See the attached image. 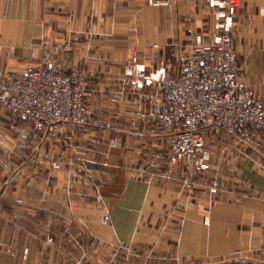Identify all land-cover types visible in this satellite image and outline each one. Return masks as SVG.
I'll return each instance as SVG.
<instances>
[{"label":"crops","instance_id":"obj_1","mask_svg":"<svg viewBox=\"0 0 264 264\" xmlns=\"http://www.w3.org/2000/svg\"><path fill=\"white\" fill-rule=\"evenodd\" d=\"M204 7L195 0H159L154 6L145 0H0V215L6 200L23 205L29 223L20 230L31 240L24 252L21 245L9 259L0 257V264H264L260 151L237 162L248 194L217 200L182 180L162 178L159 162H150L154 171H148L145 160L148 154L155 158L168 138L157 121L164 106L160 89L141 84L113 91L136 46L149 74L166 69L176 75L179 67L161 64L158 48L178 38L180 23L197 31L208 14ZM130 10L141 27L136 37L113 31L130 21ZM65 25L73 28L68 34ZM233 33L237 70L264 101V0H240ZM114 39L142 42L120 45L123 58L116 61ZM53 41L64 48L59 64H72L87 77L93 112L86 125L65 126L48 137L19 121L1 93L26 68L48 64ZM222 132L227 143L232 136ZM256 136V145L264 147V130ZM25 141L39 149L40 159H27L29 175L16 178L12 165L17 168L19 157L31 155ZM35 169L43 177L34 176ZM33 225L41 226L40 239L29 232ZM9 226L18 231L17 224Z\"/></svg>","mask_w":264,"mask_h":264},{"label":"built area","instance_id":"obj_2","mask_svg":"<svg viewBox=\"0 0 264 264\" xmlns=\"http://www.w3.org/2000/svg\"><path fill=\"white\" fill-rule=\"evenodd\" d=\"M205 1L212 8V30L194 36L176 75L166 69L147 75L137 56L126 70V85L156 84L162 90L164 106L157 121L169 137L168 164L188 176L211 169L204 129L216 127L244 140L264 130V101L237 70L233 28L240 0ZM1 99L19 121L48 137L66 125L85 124L90 114L82 78L45 64L12 77Z\"/></svg>","mask_w":264,"mask_h":264},{"label":"rangeland","instance_id":"obj_3","mask_svg":"<svg viewBox=\"0 0 264 264\" xmlns=\"http://www.w3.org/2000/svg\"><path fill=\"white\" fill-rule=\"evenodd\" d=\"M195 1H201L205 4L206 7H210L208 2H206L205 0H195ZM156 2H159V0H145V3L147 6H154V3ZM163 4H167V3H163ZM206 7L203 8V12L205 13L207 11L208 14H206V18H203L201 22L203 24L200 23V27L197 28V31L193 32L190 29L188 30L187 24L180 23L178 24L177 28H179V31L181 32V34L178 36L177 39L161 41L162 42L160 45L161 48H158V50L160 51V57H162L161 64L164 62L165 65L169 64L173 67L175 66L179 67L182 63V59L190 52V50L192 49L194 45V36L200 35V34L203 35L206 33L208 34L211 32L212 25L210 24V21H211L210 18H212V23H213V17L211 16L212 12L210 13L209 9L207 10ZM210 9L212 10L211 7ZM183 10L185 11V9ZM204 13L203 15L205 16ZM134 19L135 18L133 16L132 10H130V19H129L130 21L127 24L122 26L124 28L122 27L117 28V26H115V30L113 29V31H117V29H120V30H124L125 32L129 31L130 36L135 35L136 37L137 34L141 35L142 33L141 27L137 24V22ZM204 22H206V25L204 24ZM65 26H66V31L68 34V31L72 30L73 28L71 25H65ZM51 33H52L51 35H53L55 32H51ZM55 34L58 35V33H55ZM83 42H86V41H83ZM96 42L91 43L90 46H92L93 48L97 47L98 44ZM111 42H114L117 45L115 48L116 50H112L113 51L112 54L115 57V60L119 61L121 60V58H123L121 57V52L117 51L118 49L122 48L120 45H124V48H125L128 42L129 43L131 42L137 45V43H134V42H139V44H141L142 40L135 39V41H129V39L128 40H125V39L115 40L114 39ZM66 43L68 42L66 41ZM63 49H64L63 47L62 48L58 47L57 41H53V45L50 46V48H48L47 50V57L50 59V62L45 65L52 66L54 68L59 69L62 72H67L69 74L76 75L82 78L84 89H85V96H86L87 103L89 105V112H90L87 122L83 125H79V126H84L89 122L90 115L93 112V102L88 96L89 82L86 76L80 73H76L74 71L72 64H67L66 66H61L59 64V58L64 56ZM137 50H138L137 46L134 48H131V52L133 53L131 59L126 62L123 61L122 63L123 66L121 67V70H120L121 72L119 74L120 79H118L119 78L118 75L115 76L116 79L120 81V85L116 86L113 89L114 92H120V93L124 92L125 93L126 91L129 90V88L130 89L132 88L125 84L126 83L125 82L126 81V70H127V67H129L133 63V58L135 56L138 57V62L140 63ZM69 53H72V52H69ZM140 65L145 66L146 74L148 75L149 73H148L146 65L142 63H140ZM160 91L162 94L161 89ZM117 108H118V105H117ZM66 126H72V125H66ZM223 137H224V133L220 129H217V128H213V129L210 128L205 132L204 138L206 141L208 152L210 153V156H211V159H210L211 169L205 172L204 174H192L188 176L182 172L183 170L180 167H170V165L168 164V160H167L168 153H169V146H170L169 137L167 138V141L164 138L162 139L160 150H158L159 152H157L156 156H154L155 158H153V154L146 155L145 160H146L147 170L154 171V169L151 167L152 164H149V163L150 162L152 163L155 160L157 161L156 163L159 162L160 164V168H158L156 172L161 174L162 178H165L167 180L170 179L171 181L172 180L177 181V183L179 180H182V182L185 183L186 186H188L190 189L192 190L194 189V191H196V188H197V191H201V192H206L207 190L211 193V195L213 194L212 196H215L217 200L221 198H226L234 192L248 194L249 187L245 186L244 177L240 174V167L237 166L238 165L237 162H240L243 159L248 160V157L250 156V154L256 151L257 149L260 151L258 152V154L264 156V151H263L264 147L256 145L257 136H255L254 138L250 140H244L242 137L232 136L227 143L223 141V140H226ZM22 140H24V138L22 136H19V141H22ZM234 140H236L237 146L233 144ZM25 143L28 145V150L30 146L29 151H31V155L26 153V155L21 156V158L19 157V161L21 162H18L17 168H15L14 165H12L11 172L13 174V177H16V178L25 177L29 175L25 171L26 168L23 167L27 164L26 162L27 159H29L32 162H36L40 159L39 149L36 146L35 147L31 146L28 141H25ZM235 146L236 148H234ZM261 158L263 159L264 157H261ZM53 165L54 163L52 164V166ZM59 165L61 167V164ZM13 171H16V172L13 173ZM35 175L39 176V178L43 177V175H41V171L39 170L36 171V169L34 170V176ZM191 177H195V181L193 183H191V180H192ZM3 207H5L6 210L5 212L4 210H2L1 215H0V257H6V259H9L12 255H14L17 251L20 250L19 247H21V245H23L21 250L24 252L26 249L25 244L31 243V240L29 238V233L27 236V231L20 230V226L23 227V229H25L24 225L29 222L26 221V216L24 215V213L21 214V211H22L21 207H23V205H21L20 203L16 204L14 201L6 200L5 205ZM15 224L18 225L17 232L14 230H11L9 226V225L14 226ZM29 232L34 233L35 237H37L38 239L41 238L40 237L41 232H42L41 226L38 227L36 225H33V229L30 230ZM34 239L32 242L36 240Z\"/></svg>","mask_w":264,"mask_h":264}]
</instances>
